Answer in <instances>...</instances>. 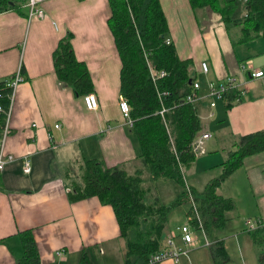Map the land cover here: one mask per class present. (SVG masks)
Wrapping results in <instances>:
<instances>
[{
  "label": "crops",
  "instance_id": "obj_1",
  "mask_svg": "<svg viewBox=\"0 0 264 264\" xmlns=\"http://www.w3.org/2000/svg\"><path fill=\"white\" fill-rule=\"evenodd\" d=\"M236 1L239 4L234 14L240 17L244 14L243 0ZM25 2L19 11L0 12V79L8 81L18 70L21 75L10 88L7 134L2 143L3 152L13 159L0 173V264H16L22 255L19 233L25 230L33 236L39 264H77L81 252L90 264H121L124 243L112 208L95 197L76 201L67 197L69 182L84 158L99 159L107 167L129 169L137 164V140L118 109L121 64L107 26V0H41V18H29ZM158 2L167 25L166 38L177 57L193 62L190 72L195 73L198 83L193 101L201 126L198 134H210L203 152L194 155L193 163L183 173L185 187L196 191L198 178L214 170L219 174V163L234 140L264 131V78H251L247 72L264 70V40L233 44L238 27L227 29L218 12L209 6L191 8L188 0ZM67 32L72 34L75 58L89 73L93 86L90 93L96 99L94 109L86 108L82 96H75L54 73L52 51ZM259 58L262 61L256 64ZM245 60H250V69L240 67ZM201 61L206 63L205 73L200 70ZM228 76L234 79L240 98L228 107L222 100L210 107L207 86L200 92L201 82L207 85ZM24 156L30 162L28 173L21 170ZM249 168L255 175L261 174L256 195L264 197V151L245 157L216 193L231 199L229 194H220V187L238 169L247 174ZM211 178H204L203 184ZM178 190L173 181L159 180L153 194L162 203H169ZM255 219L264 220V216ZM178 224L168 226L166 221L161 246L171 233L183 246ZM196 246H189L187 255L176 264H212L209 250L208 255H193ZM97 256L102 262L96 260ZM156 264L175 263L163 260Z\"/></svg>",
  "mask_w": 264,
  "mask_h": 264
},
{
  "label": "trees",
  "instance_id": "obj_2",
  "mask_svg": "<svg viewBox=\"0 0 264 264\" xmlns=\"http://www.w3.org/2000/svg\"><path fill=\"white\" fill-rule=\"evenodd\" d=\"M24 1L27 0H0V12L17 10ZM188 1L191 8L209 6L218 12L227 29L238 27L233 44L264 40V0H243L244 14L240 17L234 14L239 4L236 0ZM107 3V26L121 64L119 95L129 107L128 126L139 148L137 164L129 169L107 167L99 159L84 158L69 182L67 197L70 201L95 197L108 204L124 243L121 264H145L149 255L162 247L161 236L169 211L190 202L189 197L205 231L224 227L225 212L233 204L230 198L218 195L216 189L242 165L245 157L264 151V131L246 133L234 140L219 163L218 176L211 178L200 194L185 187L184 170L195 159L191 142L201 129L194 103L185 100L193 91L195 73L190 72L193 62L178 58L171 42L165 43L167 25L158 0H107ZM71 35L67 32L58 40L51 59L57 79L78 97L92 92L93 86L85 64L75 58ZM5 83L6 79H0V133L10 93ZM239 98V90L234 88L222 93L225 107ZM159 180H171L179 189L169 203H162L153 194ZM191 209L190 202L185 217L196 229V221L190 218ZM247 233L256 248L257 263L264 264V222ZM19 240L22 255L16 264H39L31 232L21 231ZM208 250L212 264L229 261L221 239L214 238ZM77 264H90L84 252Z\"/></svg>",
  "mask_w": 264,
  "mask_h": 264
},
{
  "label": "rangeland",
  "instance_id": "obj_3",
  "mask_svg": "<svg viewBox=\"0 0 264 264\" xmlns=\"http://www.w3.org/2000/svg\"><path fill=\"white\" fill-rule=\"evenodd\" d=\"M261 61L260 58L257 59L256 64H260ZM204 86H206V84L201 82V93L204 92ZM252 169L253 168L247 169L246 171L249 170L247 174L245 170L238 169L230 178L225 180L220 187V194L224 196L229 194L233 202V208L226 213L227 221L223 228L211 227L208 232L195 229L185 217V213L190 206L189 201L173 207L169 211L167 216L168 226H174L176 223H179L178 226L187 224L193 237L198 239V243L196 244L198 246H196V251L193 255L196 254L198 256L199 253L208 255V249L203 246L205 238L211 244L214 238H220L224 241L225 250L229 258L227 264H258L256 259V248L251 243L249 234L245 231V223L247 221H252L258 216H264V197L256 195L258 190L257 187L259 186L258 183L261 181V174L255 175V172H251ZM246 175L249 176L252 181L251 183L248 182ZM214 176H218L216 170L209 171L204 176L198 178V181L194 183L196 192L200 194L204 185L210 180L209 179L203 184L204 178L208 179ZM262 221L264 222V220ZM204 232L206 235H204ZM118 241L121 240L119 239ZM96 258L98 262H102L100 256L99 259L98 256Z\"/></svg>",
  "mask_w": 264,
  "mask_h": 264
},
{
  "label": "built area",
  "instance_id": "obj_4",
  "mask_svg": "<svg viewBox=\"0 0 264 264\" xmlns=\"http://www.w3.org/2000/svg\"><path fill=\"white\" fill-rule=\"evenodd\" d=\"M41 2V0H27L26 1V6L28 8V17H37V18H41L43 17V11L40 8V6L38 5ZM165 43H169V40L166 38L165 39ZM251 62L250 60H245V62L243 64L240 65L241 68H251ZM199 67L200 70L205 73L207 71V66L206 63L204 61H201L199 63ZM249 76L251 78L253 77H261L264 78V70H248L247 71ZM159 75H162V72L159 73ZM21 80V75L19 73V70L13 75V77L6 81L5 85L11 89H13V87ZM207 96L209 98V106L213 107L215 105V102L217 100H222V93L228 89L231 88H236V84L234 79L231 76L226 77L224 80L222 81H217V82H213V81H209L207 83ZM193 91L192 93L186 95L185 100L188 102H193L195 100V93L194 90L198 88V83L197 82H193ZM9 104L11 101V93L9 96ZM82 102L84 104V106L88 109H94L96 107V99L93 93H87L85 95L82 96ZM118 109L119 112L121 114V116L123 117V119L125 120V122L127 124L130 123V119H129V115H128V104L126 102V100L122 97H119L118 99ZM8 111H9V105L7 106V110L5 112L4 115V123H3V128L1 130L0 133V173L2 172V170L4 169L5 165L7 162L11 161L13 159V157L11 155H7L3 152L2 150V143L3 140L7 134V129H6V119L8 116ZM2 112V109L0 107V113ZM54 127H58V124H55ZM210 137V134L207 132H202L199 133L197 136L194 137V139L191 142V151L194 155L196 154H201L203 152V143L206 139H208ZM21 170L23 173H28L30 171V162L29 159L27 157H23L22 161H21ZM190 196V195H188ZM190 202H191V216L190 218H193L197 225H196V229L203 231V227H202V220L199 217V213L195 207V204L193 203V200L191 199V197H189ZM189 218V217H188ZM188 221V220H187ZM261 225V220L260 219H254L252 221H247L245 223V227L247 230H253L256 227ZM179 238L183 244L179 245L176 243V236L175 233H171L165 240L164 245L155 253L149 255V257L147 258L145 264H156L158 262H161L163 260H170L172 263H178L179 259L181 256H186L187 255V251H188V247L191 245H195L198 243V239L194 238L192 233L189 230V227L187 226V224H182L181 226H177L176 227ZM205 235V233H204ZM203 245L204 246H210L211 243L208 242V240L205 238V240L203 241Z\"/></svg>",
  "mask_w": 264,
  "mask_h": 264
},
{
  "label": "water",
  "instance_id": "obj_5",
  "mask_svg": "<svg viewBox=\"0 0 264 264\" xmlns=\"http://www.w3.org/2000/svg\"><path fill=\"white\" fill-rule=\"evenodd\" d=\"M188 83H190V80H188Z\"/></svg>",
  "mask_w": 264,
  "mask_h": 264
}]
</instances>
